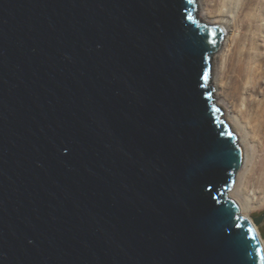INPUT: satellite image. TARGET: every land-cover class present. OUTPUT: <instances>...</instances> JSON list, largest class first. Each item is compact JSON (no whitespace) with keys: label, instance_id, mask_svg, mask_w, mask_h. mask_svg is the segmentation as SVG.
Instances as JSON below:
<instances>
[{"label":"water","instance_id":"obj_1","mask_svg":"<svg viewBox=\"0 0 264 264\" xmlns=\"http://www.w3.org/2000/svg\"><path fill=\"white\" fill-rule=\"evenodd\" d=\"M197 0H0V264H264Z\"/></svg>","mask_w":264,"mask_h":264},{"label":"bare ground","instance_id":"obj_2","mask_svg":"<svg viewBox=\"0 0 264 264\" xmlns=\"http://www.w3.org/2000/svg\"><path fill=\"white\" fill-rule=\"evenodd\" d=\"M208 1L212 13L222 18L219 26L225 28L227 35L232 29L238 30L224 41L223 77L217 88L233 98L235 112L230 117L234 130H240L238 139L243 150V163L235 177L238 185L227 197L236 200L241 205V215L255 225L252 213L259 205L257 190L264 192V51L259 52L257 45L264 46L258 43L253 30L257 26L250 12L254 2ZM262 244L264 248L263 239Z\"/></svg>","mask_w":264,"mask_h":264},{"label":"rangeland","instance_id":"obj_3","mask_svg":"<svg viewBox=\"0 0 264 264\" xmlns=\"http://www.w3.org/2000/svg\"><path fill=\"white\" fill-rule=\"evenodd\" d=\"M253 5L250 8V12L254 15L257 21V26L254 28V33L258 38V43L263 44L264 46V0H250ZM249 2V1H248ZM252 4V3H251ZM196 13L198 18L201 21L208 22L210 24L219 25L222 18L218 17L215 13H212L211 3L208 0H197ZM234 32V33H233ZM237 28L232 29L230 33L237 34ZM226 34L225 39L231 34ZM225 41V40H224ZM224 41L222 42L219 50L214 54L213 64H212V78H211V86L214 91L215 102L219 108L223 111L224 120L230 125L231 129L236 132L239 137L240 130L235 131L232 124L233 121L231 119V114H234L235 109L233 105V98L224 90H218L219 81L221 80L222 75V54L225 51ZM258 46L259 52L264 51V47ZM258 63V62H256ZM254 184V182L252 183ZM238 185V180L234 181V184L231 188H235ZM230 190V191H231ZM228 191V192H230ZM258 191V203L259 205L254 209L252 213V217H258L264 212V192ZM257 226V225H256ZM260 230L261 237L264 240V222L257 226Z\"/></svg>","mask_w":264,"mask_h":264}]
</instances>
